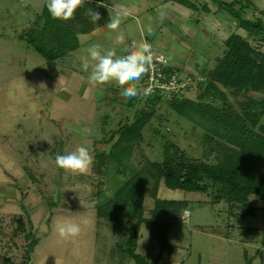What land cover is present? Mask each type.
<instances>
[{
	"label": "rangeland",
	"instance_id": "1",
	"mask_svg": "<svg viewBox=\"0 0 264 264\" xmlns=\"http://www.w3.org/2000/svg\"><path fill=\"white\" fill-rule=\"evenodd\" d=\"M191 1L197 6L207 2L210 11L194 12L168 0H106L109 21L92 32L77 34L78 44L72 50L46 61L26 41L29 38L46 45L40 35L44 0H0V264H21L26 258L27 231L37 238L27 264H135L120 255L117 242L124 239L121 230L106 218L97 219L91 207V192L106 189L107 180L92 167L86 174L67 172L57 167L55 156L78 146H86L92 156L94 149L107 151L113 139L103 142L102 130L108 131L125 116L131 120L134 108L144 102L143 95H137L140 102L127 109L121 104L126 97L115 81L103 85L89 82L91 68L83 71L82 62L92 45H100L102 52L115 48L119 55L122 48L141 42L142 33L147 35L152 47L174 65L179 78H187L178 93L195 98L198 71L206 58L213 59L229 30L222 20L226 15H215L209 0ZM254 2L259 8L264 6V0ZM125 10L128 14L121 16L118 29H109L107 25L117 12ZM253 14L258 12L244 13L247 17ZM121 32L125 41L118 45L115 38ZM89 63L94 62L89 59ZM228 98L237 105L232 96ZM169 100L154 102V113L130 157L132 171L140 166V155L160 160L163 147L170 148L171 143L186 156H201L203 129L173 111ZM121 170L117 176H122ZM103 194L111 196L105 190ZM157 197L187 200L166 236L173 249L169 254L160 251L157 264H245L249 258L250 264H264V203L253 195L249 203L254 212L248 215H241V210L237 215L236 209L230 210L222 202L211 203L209 191L160 185ZM151 207L152 198L144 195L135 252L148 260L159 252L155 242L147 243ZM64 219L81 224L79 235L68 239L58 235L56 224ZM85 220L88 222L83 223ZM19 222L24 223V229L17 227ZM240 227L257 230L243 235Z\"/></svg>",
	"mask_w": 264,
	"mask_h": 264
},
{
	"label": "trees",
	"instance_id": "2",
	"mask_svg": "<svg viewBox=\"0 0 264 264\" xmlns=\"http://www.w3.org/2000/svg\"><path fill=\"white\" fill-rule=\"evenodd\" d=\"M105 1L85 0L73 17L64 21L51 17L44 0L40 35L45 38L46 45H38L29 38L26 41L46 61H54L78 44L77 34L91 32L109 21ZM168 1L194 12L199 9L210 11L207 2L197 6L191 0ZM209 1L215 6V15H226L222 20L226 23L228 34L218 44L213 59L206 58L198 71L200 78L195 80L198 89L195 98L190 99L176 92L168 101L173 111L203 129L201 156H186L171 143L170 148L163 147L160 160L153 161L140 155V166L132 171L130 157L138 145L143 126L154 113V102L161 100V95L157 93L143 96L144 102L137 109L134 108L131 120L128 121L125 116L123 121L119 119L108 131L102 130L103 142L113 139L107 151L94 149L92 169L95 174L103 176L105 182L107 173H110L108 160H111L117 166L116 173L122 167L121 175L125 179L110 197L104 196V187L93 190L91 207L97 219L106 218L121 230L124 239L117 242L120 255L134 260L135 264H157L160 251L171 253L173 246L167 243L166 236L180 218L181 210L187 206L184 199L158 198L157 188L160 185L185 191H209L211 203H225L228 209H236L237 215L240 210L241 215L254 212L249 203L250 195L264 203V6L259 8L254 0ZM89 11L98 13L100 19L93 22L87 14ZM248 11H257L258 14L247 17L244 13ZM148 39L144 35L143 40L150 43ZM46 48L49 51H44ZM152 51L155 56L162 55L156 48L152 47ZM163 71H175L179 76L174 65L168 61ZM228 95L236 100V106ZM139 102L140 98L135 96L126 97L121 104L130 109ZM96 183L100 184V181ZM144 195L152 198L147 219V243L155 242L159 247V252L151 260L135 252L139 226L143 220ZM52 196L50 193L49 198L53 199ZM100 196L103 197L101 200ZM17 227L24 229V223L19 222ZM240 228L243 235L254 234L257 230L256 227ZM24 237L29 241L25 246L26 258L21 264H27L29 251L37 242L29 231L24 233ZM122 244L124 248L120 247ZM261 244L264 247V240ZM250 260L246 259L245 264H250Z\"/></svg>",
	"mask_w": 264,
	"mask_h": 264
},
{
	"label": "clouds",
	"instance_id": "3",
	"mask_svg": "<svg viewBox=\"0 0 264 264\" xmlns=\"http://www.w3.org/2000/svg\"><path fill=\"white\" fill-rule=\"evenodd\" d=\"M85 4V0H45V5L53 19L67 21L74 16L75 11ZM93 22L100 19L98 13L89 11L87 13ZM128 12H117L116 17L107 25L109 29H118L121 16ZM149 32L151 29L149 28ZM125 41L121 32L115 38V43L120 45ZM88 58L82 62V70L89 74V82L93 85H103L115 81L121 88V95L132 98L137 95L145 97L152 92L151 87L140 84L141 78L149 71L153 64L155 54L152 45L142 40L131 48L124 47L121 54L117 55L115 48L101 51V46L96 44L87 49ZM89 59L94 63H89ZM67 89H65L66 91ZM57 167L73 173L86 174L91 171L93 156L86 146H78L74 151L67 154H57L55 157ZM182 219V218H181ZM88 221H83L87 223ZM58 235L63 239L76 237L81 232V224L70 219L58 221L56 224ZM147 237V233L145 238ZM144 238V239H145Z\"/></svg>",
	"mask_w": 264,
	"mask_h": 264
},
{
	"label": "built area",
	"instance_id": "4",
	"mask_svg": "<svg viewBox=\"0 0 264 264\" xmlns=\"http://www.w3.org/2000/svg\"><path fill=\"white\" fill-rule=\"evenodd\" d=\"M165 65H167V61L164 56H154L153 64L149 67V71L143 77L144 86L151 87L153 89L151 93L160 94L161 99L170 98L173 93H178L180 87L185 84V80L187 79L181 80L175 71L165 73L163 71ZM166 95L167 97L164 98L163 96Z\"/></svg>",
	"mask_w": 264,
	"mask_h": 264
},
{
	"label": "water",
	"instance_id": "5",
	"mask_svg": "<svg viewBox=\"0 0 264 264\" xmlns=\"http://www.w3.org/2000/svg\"><path fill=\"white\" fill-rule=\"evenodd\" d=\"M108 166L110 173L107 176L105 193L107 195H112L119 189L125 178L123 176L116 175L117 166L113 164L111 160H108Z\"/></svg>",
	"mask_w": 264,
	"mask_h": 264
},
{
	"label": "crops",
	"instance_id": "6",
	"mask_svg": "<svg viewBox=\"0 0 264 264\" xmlns=\"http://www.w3.org/2000/svg\"><path fill=\"white\" fill-rule=\"evenodd\" d=\"M169 10H170V9H169ZM172 16H173V15H172ZM186 20H187V19H186ZM93 30H94V29H93ZM93 30H92V31H93ZM92 31H91V32H92ZM142 35H143V37H144V34H143V33H142ZM148 40H149V39H148ZM158 47L161 49V45H158Z\"/></svg>",
	"mask_w": 264,
	"mask_h": 264
}]
</instances>
